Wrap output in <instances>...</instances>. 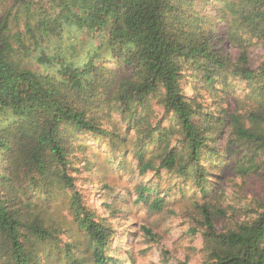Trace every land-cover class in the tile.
Listing matches in <instances>:
<instances>
[{"label":"trees","instance_id":"obj_1","mask_svg":"<svg viewBox=\"0 0 264 264\" xmlns=\"http://www.w3.org/2000/svg\"><path fill=\"white\" fill-rule=\"evenodd\" d=\"M208 5L222 22L217 27L215 18L201 11ZM220 25L230 31L229 40L215 41ZM253 40L264 46V0H0V168L6 160L0 183L15 187L28 180L45 187L41 182L54 170L73 189L75 216L96 244V263L119 264L104 255L112 235L86 214L67 173L70 151L63 129L103 133L90 113L102 103L110 100L130 112L133 103L144 105L159 95L182 127L200 186L207 180L200 162L209 136L196 122L201 109L187 98L184 80L194 78L213 89L228 78L234 63L223 54L227 43L242 46L233 73L248 83L264 80V61L257 68L249 61ZM244 115H228L231 135L251 157L264 156V102ZM138 156L142 162V151ZM177 158L169 153L162 166L174 168ZM263 163L264 158L248 170ZM200 189L204 196L205 187ZM12 199L0 195L4 252L13 264H37L32 245L53 232L38 218H21L10 207ZM163 201L155 200L151 208L160 209ZM200 209L211 244L204 264H264V202L252 222L225 232L216 225L222 211Z\"/></svg>","mask_w":264,"mask_h":264},{"label":"rangeland","instance_id":"obj_2","mask_svg":"<svg viewBox=\"0 0 264 264\" xmlns=\"http://www.w3.org/2000/svg\"><path fill=\"white\" fill-rule=\"evenodd\" d=\"M201 11L215 18V27L222 24L216 20L213 6ZM220 26L215 41L229 40L230 31ZM249 44V61L257 68L264 61V46L254 40ZM239 47L227 43L223 49L236 70L242 53ZM109 68L114 66L110 64ZM234 68L228 73L230 77L221 79L213 89L194 78L184 80L187 98L193 107L201 109L196 122L209 136L200 162L207 180L200 186L182 127L177 117L165 109L159 95L148 97L144 105L133 103L130 112L110 100L102 103L98 111L90 113L103 133L63 129V141L70 151L67 173L80 203L89 218L112 235L104 251L106 257L119 264H204L209 260L211 244L200 224L201 206L222 211L218 212L222 217L216 218L220 232L252 222L262 211L264 163L248 169L251 164L260 165L264 156L251 157L252 153L232 137L227 121L230 112L244 117L264 102V89L260 90L264 80L248 83L233 73ZM218 118H223L222 122ZM169 153L178 156L172 169L162 166ZM5 165L3 160L1 172ZM185 168L187 174L183 175ZM41 184L45 187L28 180L15 187L10 182L0 183V195L13 198L10 207L21 218H38L45 229L53 232L52 238L32 245L37 264H97L93 255L96 244L75 216L73 189L64 184L62 176L54 175V170ZM158 199L164 200L160 209L151 208ZM0 264H13L4 252L1 234Z\"/></svg>","mask_w":264,"mask_h":264}]
</instances>
